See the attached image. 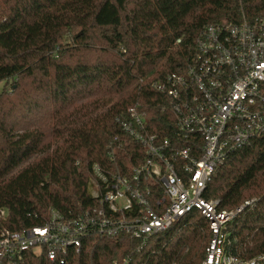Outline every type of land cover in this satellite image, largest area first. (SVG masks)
Wrapping results in <instances>:
<instances>
[{
  "label": "trees",
  "instance_id": "1",
  "mask_svg": "<svg viewBox=\"0 0 264 264\" xmlns=\"http://www.w3.org/2000/svg\"><path fill=\"white\" fill-rule=\"evenodd\" d=\"M243 12H264V0H0L3 226L22 232L44 225L50 210L80 217L96 208L93 166L112 168L109 144L132 141L117 118L140 104L149 133L171 138L170 101L151 83L185 70L206 26ZM128 149L118 165L144 161L139 145ZM206 197L227 212L254 201L229 223L228 250L264 254V136L229 156ZM211 238L208 221L192 213L144 246L91 232L64 262L27 256L29 264H202Z\"/></svg>",
  "mask_w": 264,
  "mask_h": 264
},
{
  "label": "built area",
  "instance_id": "2",
  "mask_svg": "<svg viewBox=\"0 0 264 264\" xmlns=\"http://www.w3.org/2000/svg\"><path fill=\"white\" fill-rule=\"evenodd\" d=\"M195 48L182 73L151 83L170 101L173 136L150 134L141 105L130 108L116 121L132 141L115 138L108 147L112 168H92L89 193L97 207L80 217L50 210L44 225L22 232L5 228L8 211L0 210V264H29V253L64 262L91 232L144 246L192 213L201 214L212 233L202 264H264V254L242 259L228 250L229 223L254 201L227 212L206 197L229 156L264 136V12L206 26ZM130 142L145 158L122 167L118 159L130 156Z\"/></svg>",
  "mask_w": 264,
  "mask_h": 264
},
{
  "label": "rangeland",
  "instance_id": "3",
  "mask_svg": "<svg viewBox=\"0 0 264 264\" xmlns=\"http://www.w3.org/2000/svg\"><path fill=\"white\" fill-rule=\"evenodd\" d=\"M11 83L9 82L7 89L9 90L11 88ZM6 87V84L4 83H0V93L2 92V90ZM37 252V251H36Z\"/></svg>",
  "mask_w": 264,
  "mask_h": 264
}]
</instances>
